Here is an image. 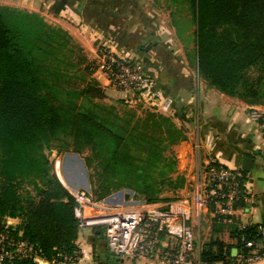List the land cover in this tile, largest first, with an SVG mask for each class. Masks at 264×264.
I'll use <instances>...</instances> for the list:
<instances>
[{
    "label": "trees",
    "instance_id": "16d2710c",
    "mask_svg": "<svg viewBox=\"0 0 264 264\" xmlns=\"http://www.w3.org/2000/svg\"><path fill=\"white\" fill-rule=\"evenodd\" d=\"M166 1L175 12L191 14L198 73L223 93L263 103L264 0ZM64 7L63 0H56L52 11ZM69 39L66 30L50 25L38 12L0 4V220L18 219L12 232L21 233L46 256L59 247L74 252L79 232L74 198L55 173L47 150H90L102 158L105 170L132 176L114 186L108 182L99 200L112 188L129 187L147 194V203L168 202L151 192L149 180L136 179L141 166L132 155L144 153L147 165L159 168L167 149L185 138L171 117L156 110L140 118L131 108L95 105L93 101L106 96L96 80L66 90L59 66H77ZM86 66L92 75L93 62ZM90 104L97 110H90ZM256 226L242 231L233 225L237 247L242 234L255 236ZM203 258L228 264L235 257L230 246L212 240L204 245Z\"/></svg>",
    "mask_w": 264,
    "mask_h": 264
},
{
    "label": "crops",
    "instance_id": "0c3cea01",
    "mask_svg": "<svg viewBox=\"0 0 264 264\" xmlns=\"http://www.w3.org/2000/svg\"><path fill=\"white\" fill-rule=\"evenodd\" d=\"M63 1L65 7L57 16L76 22L78 28H82L79 30L80 34L86 38L95 39V36H98L99 44L106 43L120 55L138 62L145 73L155 80L156 89L161 92L159 101H136L173 118L177 126L181 127L186 135L183 142L188 149L183 167L187 171L186 176L193 177L196 189L211 157H216L227 166L242 169L244 157L252 159L251 170L243 169L246 171L248 197L239 202L237 212L231 218L218 213L214 204L196 208L194 202H190V223L202 246L212 240H219L231 247L232 254L233 249L238 248V240L232 235L233 225L236 224L239 228L241 224H264V135L249 119V112L264 104H254L249 99L223 93L205 78L197 82L193 70L179 66L180 64L166 57V50L161 43L163 30L160 21L154 20V17L138 8L133 1ZM55 2L56 0H0V3H4L2 5L19 6L38 13L43 8L51 12ZM61 25L69 26L63 23ZM88 46L96 66L98 47L90 42ZM94 77L104 90L112 86L105 75L96 68ZM121 92L123 94L117 100L134 98L130 92ZM155 102L160 105L156 106ZM194 142L199 147V157L196 159ZM194 167L196 172L193 174ZM184 200L189 201L188 198ZM140 203L143 201L112 204L134 206ZM9 221L14 226L19 222L18 219ZM160 239L163 244L170 242L166 235H162ZM75 245L83 252V264H160L159 261L147 257H120L118 261L119 256L110 252L101 228L79 230ZM211 264L225 263L217 261ZM228 264L240 263L234 258L229 260ZM246 264H264V258Z\"/></svg>",
    "mask_w": 264,
    "mask_h": 264
},
{
    "label": "built area",
    "instance_id": "2783aa9c",
    "mask_svg": "<svg viewBox=\"0 0 264 264\" xmlns=\"http://www.w3.org/2000/svg\"><path fill=\"white\" fill-rule=\"evenodd\" d=\"M96 55V69L105 75L109 84L130 92L133 99L159 101L161 92L141 64L120 55L106 43L100 44ZM155 105L160 103L155 102ZM249 119L264 135V106L253 108ZM67 188L74 198L79 230L103 229L112 254L152 258L160 264H211L203 258V246L190 223L192 205L188 200L125 206L99 200L85 188ZM248 193L246 173L242 168L227 166L211 157L202 172L193 202L196 208L214 204L218 213L231 218L237 212V204L247 198ZM11 226L9 219L0 221V264H83L81 249L69 253L59 247L51 256H46L21 233H13ZM247 226L241 224L239 230L245 231ZM162 235L170 242L163 244ZM240 241L235 256L240 264L264 258V224H257L254 237L242 234Z\"/></svg>",
    "mask_w": 264,
    "mask_h": 264
},
{
    "label": "rangeland",
    "instance_id": "374dc122",
    "mask_svg": "<svg viewBox=\"0 0 264 264\" xmlns=\"http://www.w3.org/2000/svg\"><path fill=\"white\" fill-rule=\"evenodd\" d=\"M131 1H133V4H136L138 8H142V10L147 11L148 14L152 16V18L154 17V20L160 21L163 30V33L161 34V43L166 50V57L176 64H180L179 66L189 67L191 71L193 70L197 82H199V80L202 78L204 79V77L198 73L196 66L194 65L195 26L192 24L191 20H189L191 17L190 12L186 10H183L181 13L179 10H176L175 12V6L166 0ZM18 8L22 7L18 6ZM173 10L175 13L172 12ZM39 14H41L50 25L61 27L66 30L70 36L68 45L70 48L74 47L73 49L76 55L73 54L71 58L77 64V66H59V70L64 74L65 77L64 78L62 76V84L64 88H66V90L73 91L85 86V82L89 81V79L96 80L98 82V80L94 77L96 68L93 62L94 57L88 46V43L90 42L92 45L99 47L101 43L99 44L98 36H95V39H93L91 37L86 38L84 35H81L80 31L82 28H78L79 26L76 22L67 21V18H64L66 20L64 22L63 17L57 16L59 12L55 14L52 10L50 12L43 8ZM61 23L69 26L65 27L61 25ZM175 24H178L181 27V34H179L178 28L175 26ZM91 61L93 62V66L89 68L93 69L92 75L90 74V69H86V65L90 64ZM250 74L252 77H254L255 71H251ZM105 90L104 92L106 96L103 99H96L95 102L93 101L95 105H115L118 110H122L123 108H131L136 110L138 115L137 117L140 118L144 116L147 111L153 110V108L149 107L148 105L141 104L139 101H136L137 99L130 98L117 100V98L123 93L116 87H107ZM248 99L252 100L251 98ZM261 100L263 101L262 104H264V97H262ZM95 105L90 104L88 108L90 110L96 111L97 108ZM125 115L127 114L123 113L122 116ZM137 121L138 119L135 118L133 125H136L134 127L138 129ZM184 137L186 138L185 134ZM185 138L182 141L171 145L167 149L165 152L164 162L159 168L156 166L150 167L147 165V161L144 160V158H146V154L144 153L140 154L138 151H135L132 155V158L135 160L134 164L138 165V167L141 166L140 176H138L139 178L136 179L142 181L149 180V183L153 184L151 192H154L155 196H158L159 198L169 199L170 201H168V203L181 201L185 198H188L191 204L193 203L194 193L196 191V183L193 177L186 176L187 171L183 167L184 160H187L186 153L188 151L186 148L187 145L185 142H183L185 141ZM136 143L138 144V142ZM175 145L178 146L176 147ZM174 147H176V149ZM193 149L196 153V159L199 157V147L195 142L193 144ZM46 152L53 163L55 173L60 175L66 187L85 188L89 190L95 197H98L99 194L105 190L104 188L108 182L113 183L114 186L119 182H129V180L132 178V176L128 175V173L119 174L114 171H109L111 169L108 171L105 170L102 158L90 150L85 149L81 154L74 152L72 148H56L47 150ZM195 172L196 169L194 167L192 173L194 174ZM121 189L132 190L134 200L145 202L147 194L137 193L134 189L129 187H122L118 190H114L112 188V192L105 195L101 200H104L107 203L106 198ZM0 221L4 222L3 220Z\"/></svg>",
    "mask_w": 264,
    "mask_h": 264
},
{
    "label": "water",
    "instance_id": "95a60500",
    "mask_svg": "<svg viewBox=\"0 0 264 264\" xmlns=\"http://www.w3.org/2000/svg\"><path fill=\"white\" fill-rule=\"evenodd\" d=\"M149 48H150V46L147 47V49H149ZM242 166H243V169H245L247 171L251 170V167H252V159L250 157H248V156H245L244 159H243V165ZM57 175L60 178V180L63 182V180L61 179L60 175L59 174H57ZM115 195L118 197V199L116 201H114V200L112 201L111 200V203H113V202H119V201L120 202H123V200H126L125 203H130V202L136 201V200H134L132 198L133 191L132 190H129V189H127V190L121 189V190H119V191H117V192L109 195L106 198V200L111 199ZM232 255L233 256H236L237 255V248L233 249ZM117 260L119 261L120 260V257H117Z\"/></svg>",
    "mask_w": 264,
    "mask_h": 264
},
{
    "label": "bare ground",
    "instance_id": "6f19581e",
    "mask_svg": "<svg viewBox=\"0 0 264 264\" xmlns=\"http://www.w3.org/2000/svg\"><path fill=\"white\" fill-rule=\"evenodd\" d=\"M117 199H118V197L115 195V196H113L111 199H108V200H106V201H107V203H111V200H112V201H113V200L116 201ZM125 201H126V200H123V202H120V201H119V202L124 204ZM126 204H128V203H126Z\"/></svg>",
    "mask_w": 264,
    "mask_h": 264
}]
</instances>
